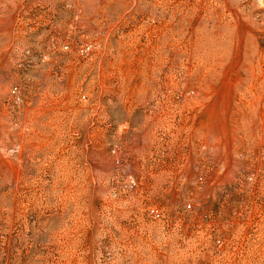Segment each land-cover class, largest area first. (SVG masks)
<instances>
[{
    "label": "rangeland",
    "instance_id": "374dc122",
    "mask_svg": "<svg viewBox=\"0 0 264 264\" xmlns=\"http://www.w3.org/2000/svg\"><path fill=\"white\" fill-rule=\"evenodd\" d=\"M0 264H264V0H0Z\"/></svg>",
    "mask_w": 264,
    "mask_h": 264
}]
</instances>
